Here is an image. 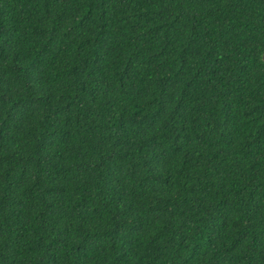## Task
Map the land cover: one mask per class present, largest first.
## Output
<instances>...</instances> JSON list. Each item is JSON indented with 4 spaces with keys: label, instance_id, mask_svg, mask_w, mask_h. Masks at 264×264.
I'll return each instance as SVG.
<instances>
[{
    "label": "trees",
    "instance_id": "16d2710c",
    "mask_svg": "<svg viewBox=\"0 0 264 264\" xmlns=\"http://www.w3.org/2000/svg\"><path fill=\"white\" fill-rule=\"evenodd\" d=\"M264 0H0V264H264Z\"/></svg>",
    "mask_w": 264,
    "mask_h": 264
},
{
    "label": "water",
    "instance_id": "95a60500",
    "mask_svg": "<svg viewBox=\"0 0 264 264\" xmlns=\"http://www.w3.org/2000/svg\"><path fill=\"white\" fill-rule=\"evenodd\" d=\"M264 57V56H263Z\"/></svg>",
    "mask_w": 264,
    "mask_h": 264
}]
</instances>
